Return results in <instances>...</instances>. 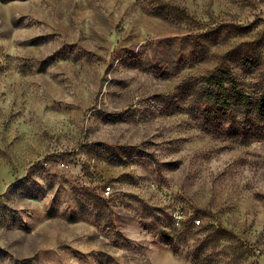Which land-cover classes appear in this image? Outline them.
Instances as JSON below:
<instances>
[{
  "label": "rangeland",
  "instance_id": "obj_1",
  "mask_svg": "<svg viewBox=\"0 0 264 264\" xmlns=\"http://www.w3.org/2000/svg\"><path fill=\"white\" fill-rule=\"evenodd\" d=\"M213 71L264 87V0H0V264H264Z\"/></svg>",
  "mask_w": 264,
  "mask_h": 264
},
{
  "label": "trees",
  "instance_id": "obj_2",
  "mask_svg": "<svg viewBox=\"0 0 264 264\" xmlns=\"http://www.w3.org/2000/svg\"><path fill=\"white\" fill-rule=\"evenodd\" d=\"M218 71H213L207 77H203L207 86H217L220 92L213 93L209 90L208 94L204 96V102L212 101L222 104L232 111H239L240 115L233 114L230 128L235 129V125L238 126L237 135H240L242 139L264 136V87L252 93L239 88L236 82L228 77V89L221 75L217 74ZM198 258L200 257L198 256ZM238 258H240V254L234 259ZM196 264L199 263L196 262Z\"/></svg>",
  "mask_w": 264,
  "mask_h": 264
},
{
  "label": "built area",
  "instance_id": "obj_3",
  "mask_svg": "<svg viewBox=\"0 0 264 264\" xmlns=\"http://www.w3.org/2000/svg\"><path fill=\"white\" fill-rule=\"evenodd\" d=\"M255 1H260V0H255ZM62 165H63V163H62ZM101 191H102L103 195L107 196L110 193L111 188L109 185H106V186L102 187Z\"/></svg>",
  "mask_w": 264,
  "mask_h": 264
}]
</instances>
